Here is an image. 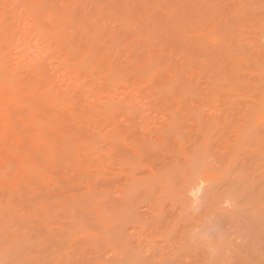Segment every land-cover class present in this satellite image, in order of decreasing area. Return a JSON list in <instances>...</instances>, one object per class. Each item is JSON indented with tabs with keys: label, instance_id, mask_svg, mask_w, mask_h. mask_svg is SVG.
Returning <instances> with one entry per match:
<instances>
[{
	"label": "bare ground",
	"instance_id": "obj_1",
	"mask_svg": "<svg viewBox=\"0 0 264 264\" xmlns=\"http://www.w3.org/2000/svg\"><path fill=\"white\" fill-rule=\"evenodd\" d=\"M46 2L47 0L45 4ZM25 3L27 4V1ZM50 3H58L59 7L53 4L56 6L52 5L54 9L51 6L48 8ZM50 3L47 4L48 11L51 9L47 14L48 18L55 17L58 20L60 17L59 20H61L62 17V22L66 24L67 20L71 19L69 22H72L76 18L74 23L68 25L64 23L61 25L64 28H61L57 24L58 21L54 23L57 24L54 28L45 26L40 32L37 31L40 29H35L37 32L34 30L36 33L33 32V35H28L26 31L34 27L23 31L21 29L22 33L19 32V28L17 34L11 31L9 34L7 29L4 32L8 34H3L4 32L0 30V170L2 169L3 173L6 172L4 177H7L9 173L11 176V179L0 176V181L6 179L10 184L11 180L23 189L17 191L15 196L13 192H8L13 194H9L11 199L3 194L5 199L1 195L2 199H8V208L12 207L8 203L9 200L11 203L15 202L13 206L16 209L19 207L23 209L24 206L21 205H25L30 214L37 210L39 213L41 209L42 215L60 213V211L62 215H68V212L73 211L71 209L74 204L81 199H77L75 195L78 188L80 186L84 188L85 185L84 189L87 188L89 193V198H85L86 204L83 198L84 205H80L81 201L78 203L84 209H80L78 205L80 208H77L81 212H78V209L75 210L78 212V218L72 219L75 223L73 222L71 230L68 226L70 224L67 223L69 221L66 222L71 232L60 225L62 230L69 233L68 235L63 231L66 235L60 234L59 238L54 236L51 238V230H54L51 220L58 216L57 214L49 218L45 215L52 225L42 217L44 221L42 219L36 227L38 233L32 229L34 235L38 234V239H50L41 251L45 259L43 264H67L68 261V263L71 262V257L78 262L83 259L82 256L90 255V253L92 255L95 250L93 246L96 243L94 245H89L88 242L80 244L81 241L78 242L79 244L76 243L74 238L76 235L78 238V233L87 234L91 237V241L92 238L100 239L98 237L103 236L104 223L94 215L101 209L102 204L100 205L99 199L104 186L100 181L102 172L105 173L106 171L103 170L107 167L104 163L106 155L104 159L101 153V149L105 147L100 145L103 148H98L101 139L98 141L97 136L101 133L104 135L101 142L105 141L106 147L110 148L109 154H113L111 148L114 146L115 157L122 163L119 165L124 167L126 165L129 170L127 173L132 171L133 174L135 173L132 168L142 165L143 159L146 158L151 164L165 165L180 160L187 162L191 158L190 155L193 157L192 150L196 149L198 152V149L213 148V133L222 135L221 139L217 138L220 139L219 142L216 141L218 146L216 143L214 146L221 148L222 153L218 151V154L220 153V158L227 164L228 173L234 171L233 165L238 164L240 159H243L241 157L244 150H248V134L255 138V142L250 147L252 149L249 148V151L256 150L257 155L262 153V156L260 154L258 157L264 156L261 152L264 148V0H53ZM29 5L28 7L31 8ZM72 5L80 6L79 13L74 12L76 9L74 7L73 14ZM29 8L28 10L32 12ZM35 10L36 13L32 12L33 15L30 11L28 13L30 12L31 18L35 16L37 19L38 9ZM39 13L41 17L45 16L46 9L43 10L44 14L40 10ZM86 15H89L90 20L86 18ZM83 16L88 21L83 20ZM72 17H74L73 20ZM106 17H110L111 24L113 21L120 22L119 26L106 28L105 25L109 23L106 21L103 28L101 21L105 22ZM95 18L101 20L99 21L101 25L99 24V28H96L97 26L93 28L92 32L87 25L85 26V22L87 24L93 20L96 23ZM55 19L53 22L56 21ZM93 21L92 24H95ZM47 24L49 23L45 25ZM28 25H26L27 28H29ZM38 25L41 27V23ZM69 25L72 26L67 29ZM95 25H98V22ZM245 42H249V46L245 45ZM15 50L17 52H14ZM12 54L23 62L19 64L18 59V64L17 61L15 62L16 65L11 61L14 65L10 66L8 62L10 63L9 58L13 57ZM33 55L37 59L42 57L43 60L49 57L56 68L53 69L51 65L53 69L51 70L47 64L39 65L37 62H35L37 65L32 64L29 60H34ZM142 102L146 103V109L153 110L151 112L157 113V117L162 120L158 123L159 129L156 126L152 128L153 125L144 127L140 125V122H136L138 119L145 121L147 119L149 120L147 123L152 122L151 118L145 117L149 111H143L145 108L142 107L143 105L140 106ZM130 121H133V124ZM126 122L131 123L132 128L125 129ZM141 128L142 132L139 131ZM145 128L149 132L157 129L154 131L158 133L156 136L153 135L154 137L145 135L143 134ZM2 140L7 143L5 145L10 146L3 147ZM254 151L248 153L249 159H244L246 162L260 160V157H252V153L256 155ZM83 155L86 157L95 155L94 158L97 157L98 161H92L93 158L85 160L86 157L84 158ZM251 158L254 159L251 160ZM117 165L112 167L115 169ZM118 167L117 171L119 170L120 174V171L124 169L120 170L121 167L120 169ZM58 170L62 175L74 173L73 176L76 175V178L71 183L66 180L67 184L64 187L56 186L54 182L60 183L59 179L54 180L56 178L54 176L60 174ZM115 170L113 175L116 174L118 177ZM158 170L162 169L158 168ZM108 171L110 170L107 169ZM52 173L55 175L53 176ZM124 173L126 172L123 171ZM234 174L233 187L240 190L239 176L237 173ZM62 175L57 177L62 178ZM154 175L157 178L159 174ZM125 180L124 178V183L127 182ZM136 182L135 180L134 183L137 184ZM53 186L63 188L59 194L62 196L61 203L57 204L63 205L59 208L55 207L57 203L55 201L60 197L53 201L52 192L55 188ZM24 187L27 189L26 192ZM8 188L11 189L10 186ZM35 188L36 191H34ZM29 189L33 190L29 193L31 199L33 198L31 200L29 197L30 201L26 199ZM2 192L3 189L1 194ZM127 192L129 193L128 190L125 191ZM71 193L76 196L74 197L76 202L71 197L74 204L69 199ZM66 194H69L68 198L65 197ZM13 197H16L14 201ZM117 204H120L119 201ZM15 211L13 207V212ZM17 214L14 216L18 217L19 214ZM71 214L73 215L72 212ZM4 215L2 213L1 216L4 217ZM10 216L8 214L5 217L6 221L11 219ZM58 217H56L57 221L65 218H60V214ZM38 219L41 220V218ZM4 223L1 221L0 227L7 229L10 223L5 224L6 226L3 225ZM67 226L64 225L65 228ZM22 227L24 230L27 229L24 225ZM14 229L15 232L16 229ZM20 237H16L19 240L17 242L22 241L23 237ZM16 238L14 237L13 240ZM16 244L11 247H15L16 252L19 253ZM20 244L22 246V242ZM23 245L25 246L24 242ZM101 245V248L98 247L101 249L100 251L98 249V252L101 253L94 252L95 256L97 253V264H107L102 259V256L106 259V252L103 250L106 246ZM24 248L28 250L30 247ZM250 248L253 251H250ZM250 248L249 250L246 246L242 248L244 254L241 251L242 255L239 258L243 262L240 260L237 264L257 263L256 257L262 261L264 249L260 250L262 253L258 255L254 253V246ZM33 251L31 250L30 253L32 254ZM102 252L105 254L103 255ZM1 253L4 254V251ZM85 258L87 260V257ZM9 260L14 264L17 263L12 259ZM31 260L29 257L28 261L26 258L22 261L30 264ZM253 261L255 262L252 263ZM93 263L96 264V261Z\"/></svg>",
	"mask_w": 264,
	"mask_h": 264
},
{
	"label": "rangeland",
	"instance_id": "obj_2",
	"mask_svg": "<svg viewBox=\"0 0 264 264\" xmlns=\"http://www.w3.org/2000/svg\"><path fill=\"white\" fill-rule=\"evenodd\" d=\"M25 1H27V4L25 3ZM25 1H23V0H0V30H2L4 32L7 29L8 31L7 30L6 31L9 32V34H10V31L13 32V34H14L16 32L19 33L21 31V29L23 31L24 29L27 30V29L34 27L33 29H30V31L25 30L26 32H28V35H31L37 29H40V30H37L38 32H40L41 29H43L45 26L46 27L53 26V28H54L55 27L54 25L57 26V24H58L61 27V25H63L65 23V22L64 23L62 22V20H63L62 17H61V20H59L60 17H58V20H56L54 17V19L56 20L54 22H53L54 19L52 17L48 18L47 14H49L48 12L51 11V9H50V11H48V8H50V6L53 8L54 5H58V7H59L58 3L57 4L53 3L54 5L51 4L52 2L50 3V1H53V0H50V1L47 0L46 4H45L46 0H41L42 2L40 0L39 1L37 0V4H36V0L35 1L34 0H25ZM48 1L51 4V5H49V7L47 6V4H49ZM28 4H30L29 6H31V8L28 7ZM33 4H34V6H32ZM25 6L27 8H25ZM76 6L77 5H74L71 8V9H73L74 7L76 8L75 11H74V9L71 10L72 12L74 11L76 13V11L78 12V9L80 11V8H79L80 6L79 7H76ZM42 7L44 9H46V14H44L45 11L43 13L44 9ZM54 7H56V6H54ZM28 8L31 9L33 13H36L35 9H38L39 15L36 14V16L38 15L37 19L35 18V16L33 18H31V15H33V13L30 10H28ZM81 9H82V7H81ZM39 10L45 16H43V14H42L43 17H41L40 16L41 13H39ZM86 10H88V9H86ZM28 11H30L32 14L30 15L29 14L30 12L28 13ZM74 12H73V14H74ZM83 12L85 13V10ZM88 12L89 11H87V13ZM26 17H27V19H26ZM83 17H84V19L81 17L83 20H85L86 18L89 19L88 18L89 15L88 16L86 15V18H85V16H83ZM50 18H51V20H50ZM91 18H93V17H91ZM106 18L107 19H105V20L102 19L105 22L98 20L96 18H95L96 23L93 20L90 21L91 23L87 22V24L85 21H83V22H85V26L87 25L91 31L96 26H97L96 28H99L98 26L101 25L100 24L101 22H102L103 28H105V27L107 28V26H108V28H115V27L119 26L120 22L117 23V22L113 21V23L111 24L112 20L111 19L109 20L110 17H106ZM73 19H74V17H72V20ZM75 19L73 21H75ZM87 19H86V21H88ZM69 20H71V19H69ZM69 20H67V22H68L67 24L65 23L66 25H68L69 23H74L73 21L69 22ZM58 21H59V23H57ZM92 21L95 24H97V22H98V25L92 24ZM99 21H101V22H99ZM106 21H109V23H108V25H105V27H104V24L106 23ZM36 22L38 24L41 23V27H39L40 25H38ZM55 22L57 24H54ZM33 23L34 24L36 23L35 24L36 27L34 26ZM46 23H49L50 25L49 24L45 25ZM90 24H91V26H89ZM109 24H111V25H109ZM116 24H118V25L116 26ZM23 25H25V26H23ZM26 25H28L29 28H27ZM93 25H95V26L92 27ZM71 26L72 25H69L67 27L65 26V27L68 29ZM111 26H113V27H111ZM62 27L64 28V26H62ZM18 29H19V32L17 31ZM58 29H60V28H58ZM64 30H66V29H64ZM2 31H1V33H2ZM22 31L20 33H22ZM7 32H4L3 34H5ZM25 35H27V33ZM248 43L245 42L244 44L246 45ZM35 44H37V43L35 42ZM247 46H249V44ZM14 52H17V51L15 50ZM6 54H8V53H6ZM10 56H11V54H10ZM12 56H13V54H12ZM36 56H38V55H36ZM36 56H34L35 57L34 60L31 59L34 62L29 60L32 64L37 62V64H39V65L47 64V66H49V68L51 67V65L53 66V69L56 68L54 66V64L52 63V61L49 60V57L48 58L44 57L45 58L44 60L42 57H40V58H38L40 60L39 61ZM6 58H5V60H6ZM13 59H14V61H13ZM18 59L19 58L17 56L10 57L9 58L10 63L8 62V64H10V66H12V65H14V63ZM46 59L48 60V62ZM5 60H4V62H5ZM20 60L21 59L18 60L19 64H20V62H23L22 60L21 61ZM6 61H8V59ZM11 61L14 63H12ZM18 61L16 62L17 64H18ZM50 62H51V64H50ZM24 64H26V63L24 62ZM53 69L51 67V70H53ZM141 105H143L142 107H144L146 109V107H147V106H145L146 103L142 102V103H140V106ZM145 109L143 110L144 112L149 111L148 115L145 113L146 114L145 117H148V119L151 118L152 122L147 123V122H149V120L147 121V119H146V121L143 119H138V120H136V122L137 123L140 122V125L142 124L141 126H144V127L145 126L150 127V125H153L152 128H154L155 126L158 128V123L161 122L162 120L157 117L158 116L157 113L151 112L153 110H149V109L145 110ZM124 122H122V123H124ZM131 123H127L125 125L123 124L125 126V129L132 128L133 125H131ZM152 130L156 131L157 129H152ZM139 131L142 132L143 131L142 128ZM153 131H151V132H153ZM144 132H143V134H145V135L148 134V136H152V137L156 136L158 133V132L151 133V132L147 131V128L144 129ZM254 135L256 136V134H254ZM263 136H264V133H263ZM97 137L99 138L98 141L101 139L99 144H98V146H99L98 148L101 149L100 147H102V146L105 147V149H101V153L103 154L104 159H105V155H106V159H105L104 163H105V165L107 164V167H105L106 170L105 169L103 170L106 172L105 173L102 172V175H103V176H101L102 182L100 181V183L102 186H104L102 189V191H103L102 194L105 193L106 189H107V191L105 194H103L104 196L101 194V197L99 199L100 205L101 204L102 205H101L100 211H98V214H99V216H102V217H99L98 214H95V213H94V215L103 221L104 224H103L102 232L104 231V233H103L102 237H98L100 239L92 238V241H91V237L88 236L87 234L78 233V238H77V235H76L77 239L74 238L75 239L74 241L76 243H78L80 241H81L80 244H84V243L88 242L89 245L90 244L94 245L96 243L95 246H97V247H95L93 245L92 246L95 249L94 252L96 251L97 253H99L98 249L101 248L100 245L103 243L101 246H103V245L106 246L105 248L103 247L104 249L102 248L106 252V255H105L106 259H104L103 256H102V259L107 264H112V263L113 264L114 263L115 264H129V263L130 264L131 263L132 264L133 263L134 264H237V262L241 260L239 257L242 255L241 251L243 252L242 248L244 249L245 246L248 248V250L250 247L254 246L255 247V249L253 248L255 250L254 253L261 255L262 252L260 250L264 249V156L261 157L262 153H259L258 155L261 154V156H259L260 157L259 161L247 160V162H246L244 160V159H249L248 153L249 152L251 153V151H254V150L249 151V148L255 142V138L253 137V135H250V134L247 135L249 148H247L248 149L247 151L244 150V153H242L243 156L241 157L243 159H240L238 164L233 165L234 171L232 170L229 173L226 170L227 164L224 162V160L222 158H220L221 157V155L219 156L220 153L218 154V151L221 152V148L216 147V146H218L216 141L219 142L218 140H220L222 138V135L217 134V133H213V143H214L213 148L212 147L209 148L211 151H209V149H205L206 151L204 149L203 150L198 149L199 151L197 152V150L195 149L196 152H195V150H192V152H191L193 157L190 155V157L193 159H191L189 157L191 159V161H190V159H188L187 162L183 161V160L173 161V162H169L168 164H165V165H162L159 163L151 164L150 162L147 161V158H146L145 159L146 162L144 159L142 161L145 163V164L143 163L144 165L143 164L137 165L136 167L132 168V170H134V173H135V174H133V172L131 171L132 175H131V173H127V172H129V170H128V167H126V165H125V167H124V165H122V166L119 165L121 163V160H119V158L115 157V153H114V149H113L114 146L111 148V152H113V154H111V153L109 154L110 148L106 147V144H104L105 141L103 143L101 142L102 139L104 138V135H102V133H101ZM217 138H220V139H217ZM1 143L3 144L4 141L2 140ZM215 143H216V146H214ZM5 144H7V143L5 142L3 144V147H9L10 146V145L7 146ZM121 144H123V143L121 142ZM100 145H102V146H100ZM212 149H213V152H212ZM250 149H252V148H250ZM263 149H261V152H263V154H264ZM126 150H128V149H126ZM245 151L247 153H245ZM204 152H206V153H204ZM254 153H256V155L255 154L253 155V153H252V157H254V156L258 157L256 150L254 151ZM109 155H110V157H109ZM111 155H114V156H111ZM245 156H247L248 158ZM83 157L85 158L86 155H83ZM94 157H95V155H89L85 158V160L87 158H90V159L93 158L92 161L93 160L98 161L97 157H96V159ZM111 157H113V158H111ZM254 158H256V157H254ZM253 159L251 158V160H253ZM108 160H111V161H108ZM118 160H119V162H118ZM242 161H244L246 163H243ZM111 162L112 163L114 162V163L112 164ZM147 163H148V165H146ZM110 164H112V166L113 165L116 166L118 164L119 167H121V169H120L117 165L118 169H120V170L124 169L123 171L126 173L123 174V171H120V174H119V172H118L119 170L117 171V167L115 168L116 169L115 170L114 167L110 166ZM149 164H151L150 165L151 167L149 166ZM110 168L117 171L116 173L119 176L116 177V174L113 175L115 172L113 170L111 171ZM153 168H156L157 170L159 168L162 170H158L157 172H155L156 169H153ZM107 169L110 171L107 172ZM126 169H127V171H125ZM163 169H165V170L163 171ZM135 170H136V172H135ZM61 171L63 172V170H61ZM153 172H154V174L155 173L159 174V175H157V178H155L156 175L152 174ZM0 173H1L0 176L4 177V173H6V172L3 173L2 169H1ZM58 173H60V174H58ZM58 173L56 172L55 174L56 175L58 174L61 177L62 173L60 171ZM106 173H109V174H106ZM234 173H237L239 176L238 182H239L240 187H241L240 190H237L236 187H233V182L235 180V177H234L235 174ZM53 174L54 173H52V175ZM73 174L74 173H70V172L68 173V175L63 174L62 178L64 176V178H66L65 180H64V178L62 179L60 177H57L58 175L57 176L53 175L54 177H56L54 179L53 176L51 175L52 179H54L55 181H56V179H57V181L59 179V182H60V183L54 182L53 184H57L56 186L59 185V186L64 187L67 184L66 180H68L71 183L76 178V175H74L75 176L74 177ZM9 175H10V173L7 175V177L6 176L5 177L7 179H9V178L11 179V176H9ZM133 175H134V177H133ZM104 176H105V178H104ZM119 177L120 178L123 177V178L120 179ZM124 178L126 179L125 181H127V182H128V180L129 181L131 180V181L128 183L125 182V183H127V185H125ZM135 180L137 181L136 182L137 184L134 183ZM52 181H50V182H52ZM132 181H133V183H132ZM106 183H108V184H106ZM130 183H132V184H130ZM128 184H130V185L128 186ZM82 185H84V184H82ZM109 185L111 186V188ZM9 186L11 187V189L8 188ZM20 187L21 186H19L18 184L12 183L11 180H10V184L6 179L0 181V188L3 189L2 194H1L2 189H0V220L2 221V223L5 222L3 224L4 226L8 225L9 223L11 224V225L9 224L10 227H8L9 225L7 226V229H3L2 227H0V242H1L0 245L3 246V247H1V246L0 247L3 249L4 254L5 253L7 254V255H4L3 253H1L3 251L0 248V253L2 254V255H0L1 256L0 257V264H14L9 259H12L13 261L17 262L15 264H25L26 262L22 261V260L26 258V261H28L29 257H30V259L33 260V262H32V260L29 261L30 264H43L45 259L43 258L41 251L44 249V247H46V244L49 243V241H47V240H50V239H47V240L46 239H44V240L38 239V236H37L38 231L36 228L37 224L40 223V221H42L43 218L46 220L47 217L49 218V217H51V215L55 216V214H57L59 216V214H60V218L65 217L62 219V221L61 220L57 221L59 219L58 216L54 217V218L58 217V219L57 218L54 219L52 216L53 220H51V221L53 222V225H52V222H50V219H47V221L50 222L52 226H54V230L55 229L57 230V231L56 230L54 231L53 229L51 230V233H50L51 238H52V236H54L55 238H59L58 236H60V234H61V236H63V234H65L67 231L65 232L64 230H62V228L65 230L68 229V232L71 230L73 222L75 223V221L72 222V219L77 220L78 212H81L80 209H82V210L84 209L80 205L83 206L84 202L86 204L87 200H85V198H89V196H88L89 193L87 192V188L84 189L85 188V185H84V188H83V186H80V188H78L77 194H75V195H77V197L75 195H73L72 193H71V196H69V194L68 195L66 194L65 197L68 198V196H69V199H71V197H73V198L76 197L77 199L81 198L78 201L76 200V198H74L75 202L77 201L76 202L77 204H74L75 202L73 201V198L71 199L73 201V204H74L73 209H71V210H73V211H71L73 213V215L71 214V212H68L67 213L68 215H66V214L62 215L60 210L63 209V207H60L61 208L60 210H56L57 212L60 211V213H53V214L49 213L50 215H48V213H47V214H45L47 217H45V215H42L40 213L41 209L39 210V213H37V211H38L37 210L33 214H30L27 212V209H26L27 207L25 205H21L22 207L24 206V208H23L24 210L19 209L20 207L16 209V207L13 206V203H15V202L11 203L10 200L8 203L12 207L8 208L7 200L11 199L10 195H13V194H10L8 192H10V191L13 192L14 196H15L17 191L23 190V189H20ZM53 187H55V186H53ZM55 188L57 191L55 190ZM55 188H53V190L55 191V192L54 191L53 192L55 194L52 192V196L54 195L53 201L56 198L60 197V199H57V201H55V202H57V203H55L56 204L55 207H57L58 206L57 204L61 203L60 201L62 199V196L59 194L61 193L60 191L63 188L62 189L60 187H55ZM24 189H25V187H24ZM32 189H34V187ZM123 189H124V191H123ZM210 189L212 192L210 191ZM26 190L27 189H25V192H26ZM126 190H128L129 193L128 192L125 193ZM31 191H33V190H31ZM31 191L29 189L28 194H26V196H27L26 199H28V200H29V197L31 199V196H29V193H31ZM34 191H36V188ZM38 191H40V190H38ZM122 192H123L124 196H123ZM210 192H211V194H210ZM57 193L59 196L57 195ZM3 194L8 199L6 198V200H4L5 198L3 197ZM1 195L4 199H2ZM33 196H34V193H33ZM55 196H58V197H55ZM212 197H213V199H212ZM14 198H16V197H13V199H12L13 201H14ZM82 198L84 199V202H83ZM104 198L107 201L104 202V200H105ZM102 200H103V202H102ZM80 201L83 204L80 203ZM118 201L120 204H117ZM52 203H54V202H52ZM78 203H80V205ZM114 203H116L117 205ZM218 203L220 205H218ZM62 205L63 204H61L59 206H62ZM75 205H77L76 209H74ZM120 205H121V207H119ZM59 206H58V208H59ZM221 206H223L224 209H222L223 207H221ZM13 207H14V211L16 209L15 212H13ZM55 207H54V209H58ZM77 207H79L80 209H78ZM17 210L21 211V213H18L19 215L17 214V212H20V211H17ZM75 210H77L78 212ZM1 212L3 213V215L4 214L5 215L6 214L11 215L10 216L11 219L6 221L7 218H5V217L7 215L6 216L4 215V217L1 216L2 215ZM13 213L15 215L17 214L18 217L14 216ZM24 213H27V214H24ZM35 215H36V218H35ZM37 217L41 218V220L38 219ZM66 217H68V218H66ZM44 219H43V221H44ZM54 220L56 221V225H54L55 224ZM64 220H66V221H64ZM70 220L72 223L70 222ZM63 221H64V223H63ZM67 221H69L70 223ZM35 222H36V225H35ZM58 222H60V223H58ZM66 222L71 225V226L68 225L70 230H69ZM20 223L23 224L24 227L27 229L24 230L22 227L23 225H21ZM108 223H110V224H108ZM1 225L2 224H0V226ZM60 225L62 226V228H60ZM64 225L67 226V228H65ZM14 227L16 230L14 229ZM10 228H12V229H10ZM104 228H106V229H104ZM13 229L15 230V232L13 231ZM28 229H29V232H28ZM32 229H34L33 231L36 230L35 231V232H37V233H35L36 235H34ZM188 229H190L189 232H188ZM63 231L65 233H63ZM5 232L8 234H4ZM10 233H11V235H10ZM3 234H4V236H3ZM80 235H83V236H80ZM85 235L87 236V238ZM12 236H14L15 238L21 236V237L28 239V240H25L22 238V241H20V242H22V246H21L20 242H17V241H19L18 238H16V240L14 239L15 240L14 241L13 240L14 237L12 238ZM119 237H120V239H119ZM35 238H36V240H35ZM93 239H95V241ZM102 239L104 240L103 242H102ZM8 240H9V242H8ZM37 240H39V241H37ZM12 241H14V242H12ZM35 241H37V242H35ZM120 241H121V244H120ZM15 242L18 243L19 245H17ZM23 242L25 243L26 247L27 246L30 247V248H28V250H25V248H24L25 246L23 245ZM9 244H11V246H13V245L15 246V244H16V247L20 252L19 253H18V251L16 252L15 247H11V246H9ZM7 245L10 248H8ZM96 248H97V250H96ZM29 249H30V251L34 250L32 252V254L30 253ZM90 249L92 250L91 252H93V249L91 248V246H90ZM116 249L118 252L116 251ZM100 250L101 249H99V251ZM5 251H7V252H5ZM250 251H253V250H251V248H250ZM22 252H23V254H22ZM105 252H104V254H105ZM114 252H115V254H114ZM239 252H240V255H239ZM26 253H30V254H26ZM34 253H36V254H34ZM93 253H92V255L90 253V255L86 254L85 256H82L83 259L81 258L82 259V260H80L81 262L80 261L76 262L75 259H74L75 262H73L74 260L72 257H71L72 260L70 263H68L69 262L68 260H70V259H68L66 261L64 260V261L65 262L68 261L67 264H72V263L73 264H79V263L95 264L93 262L96 261V264H97V258H98L97 253H96V256H95V253L94 254ZM39 254L42 255V258H41V255H39ZM102 254H103V252H102ZM243 254H244V252H243ZM245 254H246V252H245ZM19 255L22 257H25V258L18 257ZM93 255L95 257H92ZM263 255H264V253H263ZM85 257H87V260ZM111 258H112V260H111ZM256 259L258 260L257 263H254L256 260L253 261L252 263L264 264L262 262V261H264V257H263L262 261H260L261 259L259 257H256ZM83 260H84V262H82ZM131 260H132V262H131ZM241 262H243V261L241 260ZM245 263H247V262H245ZM248 263H249V261H248ZM26 264H29V263H26Z\"/></svg>",
	"mask_w": 264,
	"mask_h": 264
}]
</instances>
